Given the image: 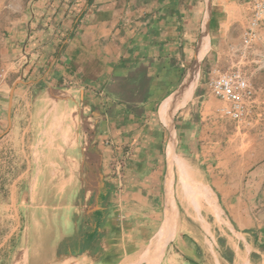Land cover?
<instances>
[{"label": "crops", "instance_id": "obj_1", "mask_svg": "<svg viewBox=\"0 0 264 264\" xmlns=\"http://www.w3.org/2000/svg\"><path fill=\"white\" fill-rule=\"evenodd\" d=\"M238 1L33 0L9 24L0 149L15 137L27 159L3 166L0 178L11 195L40 199L19 205L23 235L4 241L17 243L11 264L264 263L245 236L215 228L211 236L177 218L163 172L144 165L152 162L145 147L179 135L195 96L183 104L188 71L205 39L199 66L231 40ZM129 152L117 173L112 164ZM28 226L53 231L35 236Z\"/></svg>", "mask_w": 264, "mask_h": 264}, {"label": "rangeland", "instance_id": "obj_2", "mask_svg": "<svg viewBox=\"0 0 264 264\" xmlns=\"http://www.w3.org/2000/svg\"><path fill=\"white\" fill-rule=\"evenodd\" d=\"M32 1L0 0V75L7 64L3 41L9 24ZM256 1H238L233 37L213 48L197 69L187 101L194 91L195 96L178 120L183 123L177 131L179 137L174 138V131H170L169 143L166 138L164 145L158 140V144L153 141V146L145 147L152 162L144 165L163 172L160 180L165 183L166 203L174 208L177 218L188 215L191 221L205 225L211 236L214 228L217 234L245 236L264 258V22L253 29V37L245 42ZM233 71L242 74L253 92L238 122L222 115L221 109L227 104L215 98L210 90L214 78ZM187 101L182 100L183 104ZM15 139L13 147L5 145L0 149V169L26 166L27 155L20 152ZM131 154H124L114 162L113 170L121 172ZM20 181L23 187L31 183ZM10 183L8 177L0 178V264H11L17 245L13 241L23 235L25 222L20 209L27 207L19 205H26V201L36 205L40 200L36 196L31 202V196L26 194L11 195ZM203 219L214 226L207 227ZM35 220L38 219L33 218L32 222ZM25 229L26 234L29 231L35 236L45 230L53 231L38 226ZM10 235L12 244H4Z\"/></svg>", "mask_w": 264, "mask_h": 264}, {"label": "built area", "instance_id": "obj_3", "mask_svg": "<svg viewBox=\"0 0 264 264\" xmlns=\"http://www.w3.org/2000/svg\"><path fill=\"white\" fill-rule=\"evenodd\" d=\"M264 22V4L262 0L255 2L253 13L246 33L245 42L253 37V29ZM212 95L227 105L221 109L223 116L233 121L242 120L245 114V102L252 98V90L240 72L233 71L218 75L210 82Z\"/></svg>", "mask_w": 264, "mask_h": 264}, {"label": "bare ground", "instance_id": "obj_4", "mask_svg": "<svg viewBox=\"0 0 264 264\" xmlns=\"http://www.w3.org/2000/svg\"><path fill=\"white\" fill-rule=\"evenodd\" d=\"M207 40L205 39L203 42H202V45H201V48L199 50V55H198V60H200L202 57H203V54L207 51ZM197 74V73H196ZM196 74H195V77L192 81V83L190 84V86L187 88V92L186 94L184 95V97L182 98L183 102L185 101L186 97L188 96V94H190V92L192 91L193 89V86H194V82L196 80ZM180 105V103L178 104V106ZM172 113H173V109H170L169 106H168V99L167 101H165V104L162 108V113H161V116L162 118L165 120V121H170L171 117H172ZM164 121V122H165ZM169 212V211H168ZM170 213V212H169ZM168 213V214H169ZM170 217V216H168Z\"/></svg>", "mask_w": 264, "mask_h": 264}, {"label": "water", "instance_id": "obj_5", "mask_svg": "<svg viewBox=\"0 0 264 264\" xmlns=\"http://www.w3.org/2000/svg\"><path fill=\"white\" fill-rule=\"evenodd\" d=\"M198 55H199V52L197 53L196 55V58L193 62V65L192 67L190 68V70L188 71V75H187V78L185 79L184 83H183V86H182V91H185L187 90V88L190 86V84L192 83L194 77H195V74L197 73V69L199 67V60H198Z\"/></svg>", "mask_w": 264, "mask_h": 264}]
</instances>
